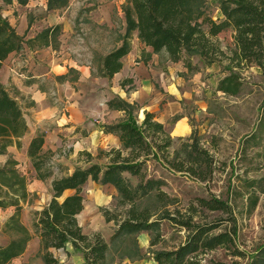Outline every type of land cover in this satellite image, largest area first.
<instances>
[{
  "label": "trees",
  "instance_id": "obj_1",
  "mask_svg": "<svg viewBox=\"0 0 264 264\" xmlns=\"http://www.w3.org/2000/svg\"><path fill=\"white\" fill-rule=\"evenodd\" d=\"M13 1L23 7L30 0H3L6 5ZM66 3V0H46V9H59ZM218 11L221 19L214 21L206 13L203 0H127L121 7L124 32L116 38L118 46L99 57L96 76L111 80L121 71L122 59L130 53L132 36L136 33L139 42L150 48L153 54L165 53L170 62L182 63L188 73L199 71L198 66L192 64V59L198 58L205 67L226 61L230 68L237 71L256 68L264 81V0H222ZM226 31L232 32L234 56H227L213 41ZM60 36L61 27L56 25L42 30L26 44L29 49L50 47L57 50ZM23 38L0 14V71L11 54L22 50ZM129 83L125 80L121 87ZM240 89V78L234 73L224 77L217 86L218 92L231 97L238 96ZM106 105L108 110L124 114V119L118 123L103 126L104 132L117 136L121 144L120 149L98 153L97 159L104 158L106 164L95 163L90 154L84 153L85 166L74 168L69 175L56 176L51 165L52 155L43 151L44 135L38 134L30 141L27 157L35 178L42 182L50 181L52 196L41 211L33 214L32 232L21 222L22 206L28 203L30 196L27 180L13 159L9 158L0 166V210L14 211L4 224L3 231L12 239L0 246V264H11L21 257L33 236L39 239V255L43 264H62L51 251L64 250L67 245L82 254L83 264H110L107 259L108 243L99 234H85L77 221V216L84 209L82 190L89 181L113 187L118 194V204L128 207L122 220L104 216L106 222L117 224L112 239L158 229L159 220L153 218L155 214L148 208L138 207L141 201L153 197L159 205L172 203V199L161 190L164 186L162 180L146 178L143 171L150 159L164 163L176 173H186L206 181L212 166L207 151L193 143L186 146L184 158L176 156L169 160L168 149L172 147L173 139L155 120L154 114L144 112L138 124L133 117L136 105L118 97L109 100ZM26 132L19 103L0 81V156L6 155L9 147L19 149V139ZM126 175L137 179V184L132 185ZM256 187L264 193V180L252 182L248 188ZM248 199L250 210L255 209L258 204L256 194L249 195ZM197 204L207 211L231 215L229 206L216 198L198 199ZM169 220L186 231L185 241L172 251L153 253L152 264H224L214 261L204 263L202 260L217 249L231 252L233 258H246V254L235 247L236 226L232 217L228 220L230 228L223 231L213 224H193L191 219ZM249 264H264V245L250 258Z\"/></svg>",
  "mask_w": 264,
  "mask_h": 264
},
{
  "label": "rangeland",
  "instance_id": "obj_2",
  "mask_svg": "<svg viewBox=\"0 0 264 264\" xmlns=\"http://www.w3.org/2000/svg\"><path fill=\"white\" fill-rule=\"evenodd\" d=\"M66 1V6L48 11L46 0H30L23 7L14 1L6 5L0 0V14L19 36H24L23 48L28 47L26 42L42 30L59 25L62 31L59 45L57 50H52L58 54L66 50L63 39H67V34L70 36L71 30L68 45L73 47L78 59L90 61L96 71L99 57L115 48L116 38L121 31L124 32L121 7L127 0ZM220 1L222 0H203L206 13L214 21L221 19L218 11ZM108 19L110 26L107 25ZM28 22L30 27L25 31ZM213 41L227 56L235 55L231 31L219 34ZM157 55L161 64L168 59L165 53ZM192 64L198 66V72L180 73L178 65L175 73L180 79H171L166 83L168 90L178 92L175 107H179L180 111L170 117L166 127L162 125L173 139L172 147L168 149L169 160L176 156L184 158L186 146L195 143L210 155L211 173L206 181H200L186 173H176L164 163L150 159L143 172L146 178L164 182L161 190L172 199V203L159 205L153 197L141 201L138 207L148 208L155 214L153 218L159 220L158 229L116 239L112 237L117 230V224L106 222L104 216L122 220L128 207L118 204V194L115 196L112 189L95 184L87 185L83 194L84 211L77 220L85 234H99L108 243L107 259L110 264H152L153 253L176 249L185 241L187 233L169 218L177 221L191 219L193 224L200 225L213 224L222 231L230 228L231 223L228 220L230 217L234 218L235 247L246 254V258H233L231 252L217 249L202 258L204 263L214 261L224 264H249L250 258L264 245V193L257 187L248 188L252 182L259 183L264 180V81L256 68L237 71L230 68L226 61L205 67L198 58H193ZM231 73L237 74L241 82L240 94L236 97L217 91L218 83ZM68 78L73 80L75 76L69 73ZM159 90L163 93L162 88ZM131 105H136L133 117L139 124L141 108L137 104ZM182 117L186 119L190 132L186 136L175 137L171 131ZM6 156L13 159L8 153ZM4 158L5 155L0 156V166ZM94 159L100 164L105 163L104 158ZM20 165L18 170L26 178L30 188L34 181L33 170L23 163ZM53 172L56 176L64 175L57 168ZM126 177L132 185L137 184V179L128 175ZM253 194L258 197V204L255 209L250 210L248 196ZM29 195L28 203L22 206L21 222L32 232L33 214L47 205L51 192L48 184H44L34 192H29ZM210 198L226 203L231 215L207 211L198 206V199ZM13 212V209L0 210V246L6 245L12 239L3 228ZM153 242L155 245L152 246ZM39 251V239L33 236L24 254L12 264H43ZM52 254L62 264H83L82 254L71 245Z\"/></svg>",
  "mask_w": 264,
  "mask_h": 264
},
{
  "label": "crops",
  "instance_id": "obj_3",
  "mask_svg": "<svg viewBox=\"0 0 264 264\" xmlns=\"http://www.w3.org/2000/svg\"><path fill=\"white\" fill-rule=\"evenodd\" d=\"M107 25L110 26V20ZM27 28L26 25L24 30ZM16 33L20 35L17 31ZM122 33L123 31L119 34ZM67 35V39H63L66 46L63 48L66 50L57 54L50 47L29 49L24 46L21 51L11 54L5 60L0 71V81L19 103L27 126V132L19 139L20 148L9 147L7 153L13 156L18 166L23 163L33 170L27 157V148L35 136L43 134V151L52 155V170L57 168L64 175L71 174L75 166L84 164V153L95 158L97 152L121 148L117 136L103 130V126L116 124L124 119L122 112L107 108V102L115 97L137 104L141 108V121L143 113L150 112L155 115L157 122L166 127L170 117L180 111L179 107H175L178 92L175 89L168 90L166 83L171 79H180L175 73L178 65L180 73L187 72L182 63H172L167 58L161 64L159 56L142 45L137 34L133 33L131 51L122 59L121 71L111 80L98 77L92 63L78 59L73 47L68 45L72 31L69 32L70 36ZM69 73L75 76L73 80L68 78ZM125 80L131 83L122 88L121 83ZM159 88L163 89V93ZM171 132L175 137L188 135L190 130L186 119L182 117ZM8 159L5 155L2 165ZM93 162L98 163L95 159ZM33 174L34 181L30 188L27 186L28 193L44 184H48L51 192L50 181H39L35 178L34 170ZM93 184L91 181L87 182L83 187L82 197L85 187ZM102 187L112 189V193L117 196L113 187Z\"/></svg>",
  "mask_w": 264,
  "mask_h": 264
}]
</instances>
